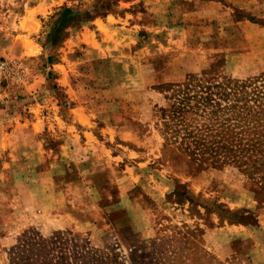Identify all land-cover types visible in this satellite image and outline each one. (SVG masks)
<instances>
[{
  "label": "rangeland",
  "instance_id": "374dc122",
  "mask_svg": "<svg viewBox=\"0 0 264 264\" xmlns=\"http://www.w3.org/2000/svg\"><path fill=\"white\" fill-rule=\"evenodd\" d=\"M129 1L0 0V264H264V178L165 122L187 86L264 98V0Z\"/></svg>",
  "mask_w": 264,
  "mask_h": 264
},
{
  "label": "trees",
  "instance_id": "16d2710c",
  "mask_svg": "<svg viewBox=\"0 0 264 264\" xmlns=\"http://www.w3.org/2000/svg\"><path fill=\"white\" fill-rule=\"evenodd\" d=\"M222 84L179 89L166 114V132L197 160L234 163L264 178V98L232 102ZM216 89V90H215Z\"/></svg>",
  "mask_w": 264,
  "mask_h": 264
},
{
  "label": "built area",
  "instance_id": "2783aa9c",
  "mask_svg": "<svg viewBox=\"0 0 264 264\" xmlns=\"http://www.w3.org/2000/svg\"><path fill=\"white\" fill-rule=\"evenodd\" d=\"M27 76L26 66L18 60L0 61V77L24 82Z\"/></svg>",
  "mask_w": 264,
  "mask_h": 264
},
{
  "label": "crops",
  "instance_id": "0c3cea01",
  "mask_svg": "<svg viewBox=\"0 0 264 264\" xmlns=\"http://www.w3.org/2000/svg\"><path fill=\"white\" fill-rule=\"evenodd\" d=\"M129 1V0H128ZM130 2V1H129ZM101 17H102V15H101ZM20 118H21V120H20V124H18V132L19 131H22V132H26V129H30V130H32V131H34V133H37V132H39V130L36 128V123L37 122H39V121H41L40 119H38V121L35 123V121L34 122H32V123H30V122H25L24 120H25V118L23 117V115L22 116H20ZM38 124V123H37ZM41 130V129H40ZM18 138H19V145L20 146H18V147H23V142H21L22 140H23V138H24V136H18ZM42 147V146H41Z\"/></svg>",
  "mask_w": 264,
  "mask_h": 264
}]
</instances>
